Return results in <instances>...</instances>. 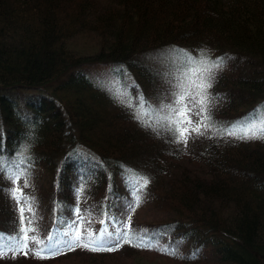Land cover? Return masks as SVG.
<instances>
[{
  "label": "trees",
  "instance_id": "1",
  "mask_svg": "<svg viewBox=\"0 0 264 264\" xmlns=\"http://www.w3.org/2000/svg\"><path fill=\"white\" fill-rule=\"evenodd\" d=\"M164 51L223 58L197 141L144 112ZM263 110L264 0H0V264H264V140L227 134ZM21 228L61 252L8 251ZM78 230L132 243L69 249Z\"/></svg>",
  "mask_w": 264,
  "mask_h": 264
},
{
  "label": "rangeland",
  "instance_id": "2",
  "mask_svg": "<svg viewBox=\"0 0 264 264\" xmlns=\"http://www.w3.org/2000/svg\"><path fill=\"white\" fill-rule=\"evenodd\" d=\"M176 49V48H175ZM162 57V68L163 72V80L166 81L164 86L160 88V95L157 101H152L153 104L151 107L144 108V112H148L154 117L158 118V122L160 123H171L175 122V125L179 128H188L193 129L198 125H201L202 122L207 123L208 121L204 120V117L201 116V113L204 112V107L202 101V95H204L205 90H201L197 85L202 82L208 81V77L204 73L203 64L201 61L193 60L189 57L181 56L175 57L171 54V51H164L163 54L160 55ZM96 71V70H95ZM98 81L104 84L109 89L119 90L121 88V83L112 77V74L105 73L102 71L95 72ZM183 94L184 100L182 102H177L179 100L180 95ZM176 109L185 112V116L181 120L179 114L176 112ZM143 112V113H144ZM264 123V110L257 114L255 118H252V121H248L246 123L230 125L228 131H235L237 135H240L241 131L251 127H260L261 124ZM226 129V128H225ZM205 128L201 127V131L203 132ZM236 135V136H237ZM195 136V138H194ZM200 135L195 132H191L188 135L187 142H193ZM204 136V133L203 135ZM81 227L79 226V229ZM80 233V243H87L90 239L109 241L106 247H118L119 240L116 237H104L101 239H97L90 236L88 231L78 230ZM73 239V235L68 238V244L71 243ZM65 243V242H64ZM62 243V244H64ZM66 244V243H65ZM118 245V246H117ZM50 248V245L46 244H36L30 241H27V250L29 251H42ZM62 249V247H60ZM150 262L149 260H145ZM158 260L151 259L152 264H155Z\"/></svg>",
  "mask_w": 264,
  "mask_h": 264
},
{
  "label": "snow or ice",
  "instance_id": "3",
  "mask_svg": "<svg viewBox=\"0 0 264 264\" xmlns=\"http://www.w3.org/2000/svg\"><path fill=\"white\" fill-rule=\"evenodd\" d=\"M222 62H223V58H219V62L213 61V64L211 67L204 69V71L209 73V76L207 78L208 80L211 79V74H212L213 70L218 69L222 66ZM197 87H199L201 90H204L208 87H211V84L209 82L205 81V82H202L199 85H197ZM183 100H184V96H183V94H181L179 97V100L177 102L179 103V102H182ZM201 103H204V101L202 100ZM176 112L179 114V116L182 120L183 117L185 116V112L180 111L179 109H176ZM210 119H211L210 115H206L204 117L205 121H210ZM201 127L208 128L209 124L202 122L201 125H198L197 127L193 128V129H188V128L176 127L175 122H171L168 130L171 131L172 133H174L179 141H182L186 144L187 140H188V135L191 132H195L198 135H203V132L201 131ZM227 134L230 136H236L237 135V133L235 131H229ZM238 138L242 139V140H253V139L264 140V123H262L260 127L251 126V127H248L246 129L242 130L240 135L238 136ZM142 179H143V183L140 185L141 188L146 187L148 185V183H150V181L146 177H144ZM19 192H20L19 189H14L12 192L13 197L15 199H17L18 202H19L20 197L17 195V193H19ZM136 203L138 206L139 197H137ZM19 211L21 213V218L23 219V214H24L25 209L23 207H20ZM29 211H31L30 208H29ZM20 232L22 233V236L17 238V241H16L18 247L13 248L11 245H9L7 250L8 251H18L21 254H26L25 249L27 248V241L29 239L28 229L27 228H21ZM0 235H2V234H0ZM49 239L51 240V237ZM116 239L117 240L122 239L124 243H129V244L132 243L131 239H129L126 234L123 237H117ZM80 240H81L80 233L76 232L73 235V239H72L71 243L68 244L67 241L65 243L67 244L69 249H71L72 246L76 245V246H80V247L89 249L91 251H113V250H115L114 247H106L105 246L107 243H110L111 240L104 241L103 239H101V240L90 239L87 243H82V244L80 243ZM133 246L145 247V248L156 247L157 250L163 251L166 254L173 255V256L178 255V250L175 247L169 248V247L165 246L163 248H160L158 246V241L153 240V238H151V237L147 241H145L143 238H141ZM47 251L51 255H56V254H59L61 252V248H59L57 246H51L49 249H47ZM3 254H4V249L0 248V255H3Z\"/></svg>",
  "mask_w": 264,
  "mask_h": 264
}]
</instances>
